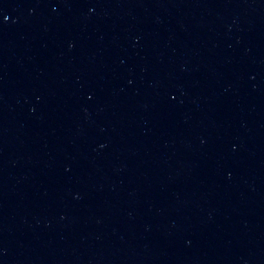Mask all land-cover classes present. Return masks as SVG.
<instances>
[{"label": "water", "instance_id": "obj_1", "mask_svg": "<svg viewBox=\"0 0 264 264\" xmlns=\"http://www.w3.org/2000/svg\"><path fill=\"white\" fill-rule=\"evenodd\" d=\"M0 264H264V0H0Z\"/></svg>", "mask_w": 264, "mask_h": 264}]
</instances>
